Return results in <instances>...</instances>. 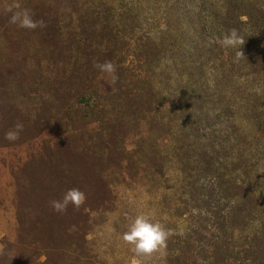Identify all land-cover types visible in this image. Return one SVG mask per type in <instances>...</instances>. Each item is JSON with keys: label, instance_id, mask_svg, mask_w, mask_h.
I'll use <instances>...</instances> for the list:
<instances>
[{"label": "rangeland", "instance_id": "374dc122", "mask_svg": "<svg viewBox=\"0 0 264 264\" xmlns=\"http://www.w3.org/2000/svg\"><path fill=\"white\" fill-rule=\"evenodd\" d=\"M103 1L114 9L84 16L86 0H0V264H264V54L248 52L252 27L233 19L213 38L217 0ZM25 9L44 26L10 22ZM95 12L112 33H93ZM233 29L243 46L221 43ZM74 188L84 203L56 211ZM140 214L168 233L150 256L122 239ZM256 226L241 248L238 233L249 242Z\"/></svg>", "mask_w": 264, "mask_h": 264}, {"label": "trees", "instance_id": "16d2710c", "mask_svg": "<svg viewBox=\"0 0 264 264\" xmlns=\"http://www.w3.org/2000/svg\"><path fill=\"white\" fill-rule=\"evenodd\" d=\"M71 1L74 2L75 0H71ZM95 3H97V0H86V3L84 5H81V6H84L82 8V13L84 14V16H89L88 14L90 13V11H93V10H99V9L109 10V9H114L113 7L115 6L113 4H109V2H107V1H103L100 5L101 7L97 8L94 6ZM54 5H55V3L53 2V6ZM75 5H76V3H73L72 7H74ZM97 6H99V5H97ZM210 6H211L210 9L207 8L208 9L207 19H209L210 16L213 18L212 21H208V23L210 25L211 32H212L211 35L213 38H215L218 35V33H219L218 29H220L222 31L225 30L226 32H228V28H230L229 27L230 21H232L233 19H246V22H248L250 24V26L252 27V29L250 28V30L245 29V31H248L247 42L250 41L249 42L250 45H248V52H251V50L253 51V48L255 47V48H259L257 51V54H259V55L264 54V51H263L264 50V0H217V3L211 4ZM94 14H95V19L93 21V26L91 27L92 28L91 30L93 31V33L102 34V31H103V33L106 31H108L109 33H112V31H113L112 28H114V27H112L111 25H110V27H108L109 21L105 20V21L101 22L100 13L95 12ZM246 22H245V25L247 26ZM98 26L99 27L103 26V27H101L102 30L99 29ZM250 26H247V27H250ZM58 38H59V41L61 43H63L66 40L64 35H62V33H59ZM207 38L208 37H205L206 40H207ZM82 39L84 42L82 44L85 45L88 39H86L85 36L82 37ZM194 40H195V37H192V39L188 42H192ZM110 43H111V41H110ZM114 44L116 45V43H114ZM195 47L197 49L199 46H195ZM110 48H113V45L112 46L106 45L105 50H107V51L113 50ZM187 49H189V48H187ZM114 50H117V48H115ZM97 54H99V52ZM85 55L88 56V53L79 54L80 57H83ZM90 56H91V54H89L88 57H90ZM75 64H78V63L75 62L74 65ZM61 66H63L64 71H67L65 68V63H63V65H61ZM222 66H227V65L225 64ZM70 71H71V73H73L72 70H70ZM138 77L139 76H137V78ZM127 82L129 84L133 83L134 77L129 78V80ZM91 86H92V84H91ZM94 89H95V86H92V89H90V90L95 92ZM240 202L241 201H240V199H238V197H235L233 199V202H232L233 208L231 211L232 215H233L234 211L236 210L235 209L236 206H240ZM260 220L262 222L261 224H263L264 220L263 219H260ZM263 226H264V224H263ZM233 230L236 232V228L234 226H233ZM261 232L262 231H260V229L257 230V226H256L253 229V236L251 237L252 240H250L249 242H246V240L248 241V239H246V238L243 240L241 239L242 238L241 233H243V229H241V231L238 233V236L240 237V240H241L239 242L241 244L240 247L242 248V245L248 246V244H249V246H251L250 244H253L254 241L257 242ZM14 247H15V245H14ZM243 250L244 249H241L240 251H243ZM192 262L194 263V261H192Z\"/></svg>", "mask_w": 264, "mask_h": 264}, {"label": "clouds", "instance_id": "9594fccd", "mask_svg": "<svg viewBox=\"0 0 264 264\" xmlns=\"http://www.w3.org/2000/svg\"><path fill=\"white\" fill-rule=\"evenodd\" d=\"M11 23L19 24L21 27L28 29H36L37 27H43V21H36L33 19L32 14L28 10H22L16 12L12 18ZM225 47L243 46L245 44L244 39L238 34L236 29L225 35L221 41ZM240 55H243L241 52ZM98 69L101 72H106L112 75V81L115 83L116 77L114 75L116 69L111 62H105L104 64H98ZM22 130L21 125L16 126L15 131L7 133V139L15 140L19 136V132ZM264 181V180H261ZM86 197L79 189H69L61 201H53V208L56 211H64L69 204L75 207L81 206ZM168 233L165 228L158 222H153L147 215L140 214L130 223L127 231L123 233L122 239L133 246L137 256H150L155 252H158L165 246Z\"/></svg>", "mask_w": 264, "mask_h": 264}]
</instances>
